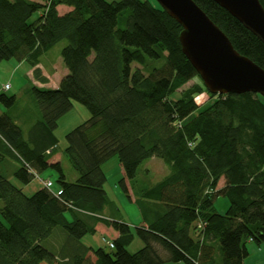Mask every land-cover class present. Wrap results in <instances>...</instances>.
<instances>
[{
    "label": "trees",
    "instance_id": "trees-1",
    "mask_svg": "<svg viewBox=\"0 0 264 264\" xmlns=\"http://www.w3.org/2000/svg\"><path fill=\"white\" fill-rule=\"evenodd\" d=\"M194 1L264 69L257 37L214 1ZM60 6L71 11L60 14ZM181 32L155 0H0V65L26 62L47 84L42 57L66 41L68 71L57 89L31 88L41 118L27 132L10 113L17 97L0 92V264H245L250 241L264 247V98L209 93L182 53ZM74 102L91 117L66 135L64 155L78 175L69 182L51 158ZM114 156L130 201L145 162L158 158L169 170L135 196L146 227L133 231L106 216L113 203L103 165ZM50 168L59 192L41 180L27 195L10 180L28 185ZM220 196L229 201L224 214L215 210ZM98 224L118 233L110 250L82 243ZM57 229L67 236L62 261L45 246ZM135 236L143 246L131 253Z\"/></svg>",
    "mask_w": 264,
    "mask_h": 264
},
{
    "label": "rangeland",
    "instance_id": "rangeland-1",
    "mask_svg": "<svg viewBox=\"0 0 264 264\" xmlns=\"http://www.w3.org/2000/svg\"><path fill=\"white\" fill-rule=\"evenodd\" d=\"M37 1V0H35ZM109 3L116 2L118 0H105ZM39 17V14L35 15V19ZM119 28L124 29L126 27L125 15L119 17ZM67 45L66 41L60 42L54 48H52L48 53H46L41 60L43 67L52 72L50 77L52 82L60 80L65 74H67V69L64 65L62 59V50ZM31 66L26 62H18L15 59L4 61L0 65V92L8 96H16L17 104L15 108L10 112L15 114L16 112H32L40 114V108L34 99L31 88L34 86L33 80L29 77V71ZM54 72V75H53ZM194 82L189 83L186 87H189ZM6 84L10 85L8 91L4 90ZM202 100V99H201ZM91 117V114L86 106L74 102L72 110L64 115L59 121V127L56 130V137L58 140L57 148L55 149L61 155L63 171L69 182H74L78 175L75 170L72 168L71 164L64 155V151L67 147L66 135L72 129L76 128L80 124L84 123ZM103 169L107 175V182L105 183V190L109 196V199L113 203L106 212V216L112 217L115 220H121L124 223L130 222V220L135 221L140 219V208L133 204L129 197L125 194L120 186V180L124 177L122 167L120 165L119 159L117 156L112 157L106 164L103 166ZM146 169H150V172H147ZM167 166L163 163L162 160L154 158L145 162L137 175V178L132 184L133 196H140L142 190L152 187L155 183L162 179V176L167 172ZM44 173V174H43ZM43 178H51L54 187L52 190H57L59 188L58 173L53 169H47L43 171ZM11 180L14 184L19 187H27L26 190L28 194H33L34 190H38L40 187L38 179H34L30 184L23 185L15 177H11ZM45 182V181H43ZM222 185V182L219 184V187ZM2 203V202H1ZM229 206V201L227 198L220 196L215 203V210L219 214L226 213ZM136 228V226L134 227ZM101 234L96 235L95 237L88 235L85 237L84 241L86 243L91 240L96 241L98 244H102L103 247L106 244L101 242ZM54 239V237L52 238ZM96 239V240H95ZM57 241L58 238H55ZM142 247V241L135 236L134 241L129 246L128 250L131 253H135L140 250ZM107 250L110 248L107 246ZM165 264H182V263H172L167 262Z\"/></svg>",
    "mask_w": 264,
    "mask_h": 264
},
{
    "label": "water",
    "instance_id": "water-1",
    "mask_svg": "<svg viewBox=\"0 0 264 264\" xmlns=\"http://www.w3.org/2000/svg\"><path fill=\"white\" fill-rule=\"evenodd\" d=\"M182 27V53L213 95L253 93L264 98V69L241 55L194 0H155ZM264 44L260 0H212Z\"/></svg>",
    "mask_w": 264,
    "mask_h": 264
},
{
    "label": "crops",
    "instance_id": "crops-1",
    "mask_svg": "<svg viewBox=\"0 0 264 264\" xmlns=\"http://www.w3.org/2000/svg\"><path fill=\"white\" fill-rule=\"evenodd\" d=\"M58 11H59L60 14H65V13L71 11V9L68 8V7H65V6H60V7H58ZM39 68L41 69L42 77L44 76L45 78H47L48 79V83L47 84H41L40 82L36 81L34 79V75H33L34 69L31 68L30 71H29V77L32 78L33 84L35 86L40 87V88L57 89L59 87V84H60V81H61L62 78H60V80H58V81L52 82V79L50 77V75H51L52 72H49L48 70H46L43 67L42 64L39 65ZM53 75H54V72H53ZM1 112L2 111H0V113ZM13 117L16 120V122L19 125L22 126V128L24 129V131L27 132L28 129L37 120H39L41 118V115L40 114H36V113H32V112H27V113L16 112L15 114H13ZM58 127H59V122H58ZM55 134H56V131H55ZM61 158L62 157H61L60 153H58L56 151L55 154H54V156L51 158V161H53V162H60L61 165H62ZM152 159H154V158H152ZM103 171H104V169H103ZM146 171L147 172H150V169H146ZM43 174H40V178H39L40 180L38 179L39 185H40V187L38 189L42 188V182H41V180L42 181H52L51 178H49V179L48 178H45L44 179L43 178L44 177ZM168 174H169V170L167 169V172H165L163 174L162 179L165 178ZM106 178H107V175H106ZM10 180H11V178H10ZM161 180H159V181H161ZM53 187H54V184H53L52 188ZM26 188L27 187H22L23 191L27 195H30V194H28ZM34 191H37V190H34ZM54 191L55 192H59L60 191V188H58L57 190H54ZM129 191H130V196H131V200H132L131 202L133 204H135V199L136 198L133 196V191L131 189H129ZM31 193H34V192H31ZM1 207H2V203L0 201V208ZM152 207H153V210H161L162 212H164L163 208L160 207L159 205L158 206L153 205ZM140 216L141 217H140L139 220L138 219H136L135 221L130 220V222H128V224L131 226V228L133 229V231H134V227L135 226L136 227H143V226L146 227L147 226V224H146L147 221L145 222V218L141 214V211H140ZM152 217H153V214H152ZM98 234H101L102 235L101 236V242H103V244H106V245H107V242L108 241H114L118 237V233L117 232H115L111 228L106 227L103 224H98L97 227H96V233L94 235H91V236L95 237ZM53 237H54V239H52ZM85 237L82 239V243L84 245H86L87 247L94 248V249H97L99 247H103L102 244H100V243L98 244L96 241H93V240H91L90 242L86 243L84 241ZM55 238H58V240L56 241ZM66 245H67V236H66L65 232H63L61 229L55 230L54 233H53V235L45 243V246L48 247L52 252H54L57 255V257L60 258L61 261L62 260H66L67 257H68L65 254V246ZM142 246H143V244H142ZM247 246H248L249 255L245 259V264H264V247L262 245H259V244L255 243L254 241H250Z\"/></svg>",
    "mask_w": 264,
    "mask_h": 264
},
{
    "label": "built area",
    "instance_id": "built-area-1",
    "mask_svg": "<svg viewBox=\"0 0 264 264\" xmlns=\"http://www.w3.org/2000/svg\"><path fill=\"white\" fill-rule=\"evenodd\" d=\"M10 88H11V87H10L9 84H6V85L4 86V90H5V91H8ZM43 183H44V185L47 186V187H51V186H52V183H51V182H43ZM107 245H108L110 248H113V247H114V244H113L112 241H108V242H107Z\"/></svg>",
    "mask_w": 264,
    "mask_h": 264
},
{
    "label": "bare ground",
    "instance_id": "bare-ground-1",
    "mask_svg": "<svg viewBox=\"0 0 264 264\" xmlns=\"http://www.w3.org/2000/svg\"><path fill=\"white\" fill-rule=\"evenodd\" d=\"M40 75H41V74H40ZM41 76H42V75H41ZM43 77H44V76H43ZM45 79H46V78H45ZM16 160L18 161V159H16ZM17 161H16V163H17ZM19 161H20V160H19ZM19 161H18V162H19ZM19 164H22V163L19 162ZM22 165H23V164H22ZM22 165H20V166H22ZM23 166H24V165H23ZM155 184H156V183H155ZM159 252H160V251H159ZM161 252H162V251H161ZM161 252H160V253H161ZM163 254H164V253H163Z\"/></svg>",
    "mask_w": 264,
    "mask_h": 264
}]
</instances>
